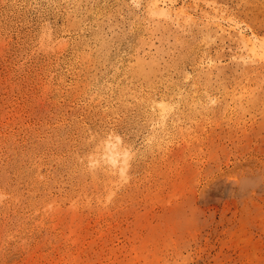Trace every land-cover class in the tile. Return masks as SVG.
<instances>
[{
	"label": "rangeland",
	"instance_id": "1",
	"mask_svg": "<svg viewBox=\"0 0 264 264\" xmlns=\"http://www.w3.org/2000/svg\"><path fill=\"white\" fill-rule=\"evenodd\" d=\"M0 177V264H264V0H0Z\"/></svg>",
	"mask_w": 264,
	"mask_h": 264
},
{
	"label": "bare ground",
	"instance_id": "2",
	"mask_svg": "<svg viewBox=\"0 0 264 264\" xmlns=\"http://www.w3.org/2000/svg\"><path fill=\"white\" fill-rule=\"evenodd\" d=\"M40 3V2H39ZM96 11V9H95ZM94 14V13H93ZM70 28V27H69ZM72 28V27H71ZM143 33V32H142ZM29 39V38H28ZM46 43V42H45ZM79 61V60H77ZM62 78V77H61ZM65 80V79H64ZM96 82V81H95ZM104 83V82H103ZM94 84V83H93ZM95 85V84H94ZM120 85V84H119ZM91 89V88H90ZM99 90V89H98ZM98 96V95H97ZM130 100V99H129ZM155 101V100H154ZM150 102V101H149ZM148 103V102H147ZM156 104V103H154ZM157 105V104H156ZM161 105V104H160ZM159 107V106H158ZM166 113V112H165ZM65 118V117H64ZM167 119V118H166ZM170 126V125H169ZM102 134V133H101ZM117 136V135H116ZM113 137V136H112ZM100 140L95 145L94 151H93V157L92 158V168H89L87 171L93 178L98 177L100 174H104V184L99 183L107 186L110 185L113 182V177H115V174L117 171H119L122 175L126 174L128 169L130 168L131 164V153L130 150H128L125 146L122 144V140L119 136L114 138H107ZM21 140V139H20ZM124 142V141H123ZM91 159V158H90ZM77 160V159H76ZM89 162V161H88ZM91 163V162H90ZM14 164V163H13ZM68 165V164H67ZM81 165V164H80ZM88 166V165H87ZM76 167V166H75ZM84 167V166H83ZM27 171V169H26ZM74 173V172H73ZM39 174V173H38ZM44 174V173H43ZM3 175V174H2ZM89 175V176H90ZM117 175V174H116ZM2 177V176H1ZM0 177V179H1ZM129 177V176H128ZM121 178V177H120ZM88 179V178H87ZM28 180V179H27ZM47 180V179H46ZM115 180V179H114ZM122 180V179H121ZM2 181V180H1ZM37 181V180H36ZM47 182V181H46ZM102 182V180H101ZM115 186V185H114ZM3 187V186H2ZM8 192V191H7ZM7 192L6 190L2 189L0 187V202H3L7 198ZM13 194V193H12ZM11 198L14 201L19 200V196L17 193L14 192V194L11 196ZM21 198V197H20ZM112 198V197H111ZM114 198V197H113ZM8 199V198H7ZM48 199V198H47ZM51 199V198H50ZM82 199V198H81ZM109 199V198H108ZM11 200V199H10ZM13 201V202H14ZM21 201V199H20ZM19 201V202H20ZM35 201V200H34ZM109 201V200H108ZM38 202V201H37ZM4 203V202H3ZM7 203V202H6ZM23 203V202H22ZM36 203V202H34ZM44 203V202H43ZM18 204V202L16 203ZM38 204V203H36ZM6 206L5 204H2V206ZM1 206V208H2ZM19 206V205H18ZM29 206V204H28ZM33 206V205H32ZM40 206V205H39ZM43 206V205H42ZM45 206V205H44ZM86 206V205H85ZM11 207V206H9ZM8 207V208H9ZM38 207V206H37ZM50 207V203L46 205V209ZM16 208V207H14ZM13 208V209H14ZM33 208V207H32ZM42 208V207H40ZM20 210V209H18ZM36 210H38L36 208ZM2 211V210H1ZM17 211V210H16ZM21 212V210L19 211ZM21 214V213H20ZM19 214V215H20ZM18 217V216H17ZM21 217V216H20ZM19 218V217H18ZM24 218V217H23ZM24 221V220H23ZM22 222V220H21ZM10 225V224H9ZM27 227V225H25ZM15 227V226H14ZM8 228V227H7ZM23 228V227H21ZM10 232V229H8ZM8 232V233H9ZM12 233V232H11ZM21 233V232H20ZM12 235V234H11Z\"/></svg>",
	"mask_w": 264,
	"mask_h": 264
}]
</instances>
